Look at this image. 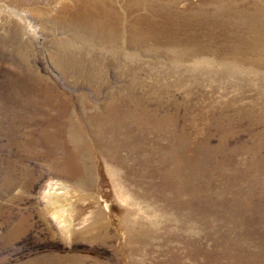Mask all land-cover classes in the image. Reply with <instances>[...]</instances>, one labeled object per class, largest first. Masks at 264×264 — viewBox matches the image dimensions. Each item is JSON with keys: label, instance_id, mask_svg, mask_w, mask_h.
I'll use <instances>...</instances> for the list:
<instances>
[{"label": "bare ground", "instance_id": "1", "mask_svg": "<svg viewBox=\"0 0 264 264\" xmlns=\"http://www.w3.org/2000/svg\"><path fill=\"white\" fill-rule=\"evenodd\" d=\"M167 4L171 5V1L0 0V7L25 12L33 19L31 23L42 28L60 27L68 34L65 40H55L51 51L65 88L34 71L29 79L32 82L25 85L29 102L26 108L38 125L30 147H40L38 154L43 160L73 181L49 180L44 187L47 191L42 193L45 210L66 234L83 228L98 213L99 228L109 230L113 226L117 234L127 233L135 238L139 233L135 223L124 227L121 221L125 215L137 219L145 211L141 202H159L172 208L179 219L189 209L195 216L204 198L200 176L203 169L213 167L221 172L231 168L235 172L241 162L259 165L261 181L245 185L244 199L233 211L238 213L234 219L238 222L233 225L239 235L234 237L235 248L230 257L231 264H264V145H256V157L244 161L243 152L228 147L229 135L223 132L225 125L248 121L250 107L240 104L234 110L227 103L216 109L211 116V125L215 127L204 130L201 136L195 129L196 119L189 105L174 102L171 108L158 96L159 89L156 91L142 81V76L150 74L154 61H166L182 79H196L188 68L183 69L186 62H194L198 66L208 65V74L218 81L233 76L232 69L241 71L229 82L230 86L247 83L243 75L249 71V53L264 52V9H258L254 15L241 12L231 16L223 9L199 8L186 16ZM156 15L167 22L168 16L176 19L167 26H158ZM220 18L229 25L236 18L241 21L235 37L229 33L230 26H222L230 43L216 41L211 28L206 30L204 39L199 32L181 37V27L190 28L188 25L194 26L196 21L214 25L213 20L218 24ZM24 55L19 53V60L26 67L28 58ZM228 61L233 64L218 71L216 65ZM112 66L116 68V79H126L125 82H102ZM257 73L262 75V71ZM70 74L84 85L77 83L68 89L66 80ZM203 117L208 116L202 113L199 120ZM219 127L222 140L213 145ZM216 158L219 161L214 162ZM107 174L110 190L105 183ZM231 175L230 188L241 184L242 180ZM239 175L242 179L250 178L244 171ZM94 185L96 193L83 190ZM219 193L227 195V190ZM116 201L124 206L118 213L114 210ZM107 217L108 221L101 223ZM239 222L242 229L237 227ZM73 264H88V260L77 259Z\"/></svg>", "mask_w": 264, "mask_h": 264}, {"label": "rangeland", "instance_id": "2", "mask_svg": "<svg viewBox=\"0 0 264 264\" xmlns=\"http://www.w3.org/2000/svg\"><path fill=\"white\" fill-rule=\"evenodd\" d=\"M158 1H171L167 7L186 16L199 8L208 11L223 9L231 16L241 12L254 15L258 9H264V0H213L214 3L211 0ZM16 19L17 25L14 24ZM175 19V16H168L169 23ZM154 20L158 26L168 25L161 16H154ZM32 21L21 10L0 7V264H73L77 259H86L88 264H231L234 237L239 235L233 225L238 222H234L238 213L233 211L244 199L245 185L261 181L259 165L253 167L241 162L235 167V172L231 168L221 172L213 167L203 169L200 176L204 184V198L195 216L189 209L184 210L183 217L179 219L172 208L161 206L159 202L153 201L150 205L141 202L140 206L145 211L138 214L137 219L125 215L121 221L124 227L135 223L139 229L135 238L127 233L117 234L113 226L109 230L99 228L98 213L88 219L83 228L66 234L58 221L46 212V200L42 193L47 191L44 187L49 180L73 181L43 160L38 154L40 147H30L38 125L26 108L29 102L25 85L32 82L29 79L34 76V71L63 86L60 73L51 59V51L55 40H65L68 34L60 27L42 28ZM213 22L214 25L196 21L194 26L188 25L190 28L181 27V37L199 32L200 38L204 39L206 30L211 28L216 41L223 43L227 40L223 27L230 26L229 33L235 37L241 24L239 18L235 19V24L232 22L233 25L225 24L227 20L223 18L217 21L218 24L215 20ZM252 49L256 48H247ZM19 53L28 58L26 67L19 60ZM260 55L249 53V71L243 75L248 82L240 86H230L229 82L241 71L232 69L233 76L218 81L208 74V65L198 66L194 62H186L183 69L188 68V73L194 74L196 79H182L168 62L154 61L149 67L150 74L142 76V81L156 91L159 89L158 96L166 100L171 108L174 102L189 105L194 111L195 129L201 132V136H204V130L215 127L211 125V116L216 109L227 103L234 110L240 104L249 106L248 121L225 125L223 131L229 135L228 147L243 152L241 157L246 161L256 157V145H264V59L260 58H264V52ZM232 64L228 61L216 66L221 71ZM259 67L262 69L258 70ZM115 71V67H109L108 75L102 82H109L110 85L125 82L126 79H116ZM260 71L262 75L257 73ZM66 81L68 89L77 83L84 85L81 79L71 74ZM41 84L44 86V82ZM202 113L208 117L199 120ZM217 129L213 145L222 140V128ZM224 159L220 157V160ZM213 160L217 162L219 158ZM243 171L250 174V178L242 179L239 174ZM229 173L236 180H242L241 184L230 188ZM105 181L110 190L108 174ZM83 190L96 193L97 186ZM221 190H227V195H220ZM121 208H124L122 203L116 201L115 212H120ZM107 221L108 217L101 223ZM239 223L237 227L242 229V223Z\"/></svg>", "mask_w": 264, "mask_h": 264}]
</instances>
